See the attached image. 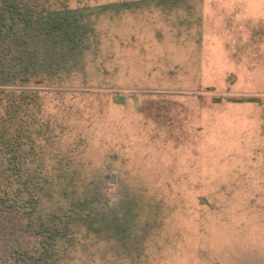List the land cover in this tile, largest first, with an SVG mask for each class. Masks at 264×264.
<instances>
[{
  "label": "rangeland",
  "instance_id": "rangeland-1",
  "mask_svg": "<svg viewBox=\"0 0 264 264\" xmlns=\"http://www.w3.org/2000/svg\"><path fill=\"white\" fill-rule=\"evenodd\" d=\"M64 2L0 0V264H264V0Z\"/></svg>",
  "mask_w": 264,
  "mask_h": 264
},
{
  "label": "trees",
  "instance_id": "trees-1",
  "mask_svg": "<svg viewBox=\"0 0 264 264\" xmlns=\"http://www.w3.org/2000/svg\"><path fill=\"white\" fill-rule=\"evenodd\" d=\"M64 1L65 0L59 3H55L52 0H37V32L39 30V33L37 34H42L41 31L43 32V30L45 32H48L46 30L49 29V27L51 26V23H53V20L55 21L54 17L57 16L60 12L64 11L66 14H69L71 11H73L74 7L69 2L67 3ZM82 5L83 6L81 7H77L78 9L76 10L90 9L93 7L90 3H87V2H85V4H82ZM15 6H20V4L15 3ZM60 23H62L63 25L67 27L70 22L63 21ZM42 81L44 82V80ZM117 102L122 103L123 99L120 98L117 100Z\"/></svg>",
  "mask_w": 264,
  "mask_h": 264
}]
</instances>
